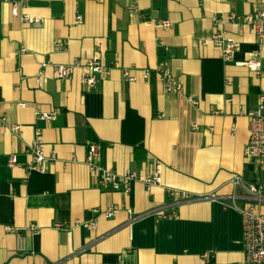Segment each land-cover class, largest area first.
I'll return each instance as SVG.
<instances>
[{"label":"crops","instance_id":"obj_1","mask_svg":"<svg viewBox=\"0 0 264 264\" xmlns=\"http://www.w3.org/2000/svg\"><path fill=\"white\" fill-rule=\"evenodd\" d=\"M14 1L0 0V264H247L241 214L202 197L231 196L234 177L264 182L245 154L248 113L264 92V48L230 18L264 11V0H26L18 16ZM166 20L167 30L148 23ZM220 30L239 44L230 62L212 43ZM256 51L262 76L240 65ZM98 52L110 75L93 90L80 72L56 79L54 65ZM161 64L183 94L165 91ZM125 69L137 80L128 83ZM52 113V121L41 118ZM37 132L54 159L45 174H28ZM91 146L99 149L94 167L120 175L149 174L161 162L164 187L195 199L177 205L164 187L140 183L130 194L100 189L87 165ZM111 206L121 209L107 220ZM256 206L264 214V201ZM7 227L20 231L23 251Z\"/></svg>","mask_w":264,"mask_h":264},{"label":"built area","instance_id":"obj_2","mask_svg":"<svg viewBox=\"0 0 264 264\" xmlns=\"http://www.w3.org/2000/svg\"><path fill=\"white\" fill-rule=\"evenodd\" d=\"M25 1L26 0L13 2L14 16H18L20 4L22 5ZM131 12H135L134 8ZM230 18L232 20L236 19L240 25L244 23L247 27L251 28L256 33L260 41L259 45L261 49L264 48V11L259 10V8H255L252 14L248 16L246 15L243 19L235 15H232ZM78 20L80 22L81 17H79ZM22 21L37 28L42 26V21L40 19L34 17L32 18L29 15H23ZM218 21L219 19H216V24ZM148 23L166 30L172 28V23L167 20L148 21ZM212 43L218 49L225 62L232 61L235 53L239 50V44L232 38H229L224 32H221V30L214 33ZM55 48L57 50H62L64 49V44L60 41H56ZM240 65L246 66L251 71L258 72L261 76L263 75L261 55L259 51L253 53L251 59L245 63H240ZM53 68L55 71L54 75L58 80L69 79L74 76L75 73L80 72L81 84L88 91L95 88L99 79L105 80L110 75V69L103 63L102 54L100 52L96 53L91 59L86 61H74L71 65H54ZM168 69L169 68L166 65L161 64L156 70L160 76V81L164 85L165 91L183 94V83L175 80ZM123 74L128 83L137 80V78L132 75V71L130 69H125ZM149 76L150 72L147 70L144 71L145 79H148ZM1 105L2 101L0 100V108ZM258 106L259 107L248 113V119L250 120V135L245 154L249 159L258 162L264 171V92L259 96ZM56 114L57 113H52L50 115L43 114L41 118L52 121L56 119ZM0 122H6L5 118L2 117L1 114ZM20 128L21 127L18 125H10V130L14 133H19ZM39 135V132H37L35 141L27 147V153L32 160V163L27 168L28 174L31 172L45 174L46 163L49 160L54 159V155L47 156L45 154V145ZM98 150V147L95 146H91L89 148L87 165L91 169L92 173L97 176L96 180L100 189L130 194L134 184L136 183H140L146 188L164 187L162 177L163 164H161V162L157 161L155 163L154 170L149 174L129 171L120 175L110 170L94 167V160L98 155ZM9 166L11 168L19 166L16 156H11ZM231 184L234 186L235 190L231 196L219 197L213 192V194L202 198L210 202H219L222 205V208L227 212L234 210L241 214L243 223L242 241L244 243L245 261L247 264H264V214L260 213L256 206L264 201V182L259 185L247 184L241 177H234L231 180ZM164 188L177 205L195 199L191 194L178 189L168 187ZM120 209V207L111 206L107 211L103 212V215L108 220L118 214ZM129 212L130 219L132 221L134 218L132 216V212ZM96 213H100V211L97 210ZM159 215L163 218H172L177 216L175 213L171 215L159 213ZM85 227L93 230L95 222L86 223ZM7 229L16 235L15 237H17L19 242L18 250L23 251L25 248L24 239L22 238L20 231L12 229L11 227H7ZM27 229L33 233H39V229L36 225H29Z\"/></svg>","mask_w":264,"mask_h":264}]
</instances>
